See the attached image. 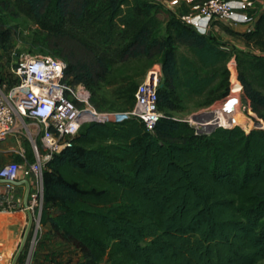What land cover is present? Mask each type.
I'll use <instances>...</instances> for the list:
<instances>
[{"label": "trees", "instance_id": "1", "mask_svg": "<svg viewBox=\"0 0 264 264\" xmlns=\"http://www.w3.org/2000/svg\"><path fill=\"white\" fill-rule=\"evenodd\" d=\"M8 9L54 41L47 47L66 63L65 80L89 92L112 82L116 64L160 66L163 114L152 131L136 118L91 123L46 165L41 223L54 237L78 251L82 264L264 261V11L253 30L225 29L248 49L241 50L199 34L175 13L160 20L163 7L152 0H13ZM8 39L0 28V50ZM62 40L90 59L64 53ZM234 78L245 118L200 134L170 114L183 96L202 106L231 103ZM137 86L122 88L129 110ZM52 207L56 215L48 214Z\"/></svg>", "mask_w": 264, "mask_h": 264}, {"label": "built area", "instance_id": "2", "mask_svg": "<svg viewBox=\"0 0 264 264\" xmlns=\"http://www.w3.org/2000/svg\"><path fill=\"white\" fill-rule=\"evenodd\" d=\"M260 5V6H259ZM264 11V0H199L187 13L174 12L178 19L201 35H209L217 24L254 26ZM250 31V29L248 30ZM258 54V52H256ZM227 69L235 77L236 62L231 58ZM66 63L51 56L34 57L29 54L14 56L10 64L12 82L7 87L0 84V143L16 131L28 140L33 161L8 163L0 167L3 195L0 212L23 211L29 215L28 229L23 239L28 249L21 251L16 264H32V249L41 237L43 203L42 174L46 165L70 146L81 128L91 123H116L128 118L141 120L152 131L162 113L157 106L160 69H149L134 93V105L129 111L102 112L91 100L90 92L81 84L65 80ZM242 85L234 78L230 93L234 104L224 112L225 120L240 117L245 108L240 102ZM236 104V106H234ZM202 116V115H201ZM192 127L200 134H209L197 121ZM214 130V129H213ZM211 132V131H210ZM32 177L35 189L28 195L26 205L15 193L19 177ZM40 232V236H39ZM23 249V248H22Z\"/></svg>", "mask_w": 264, "mask_h": 264}, {"label": "rangeland", "instance_id": "3", "mask_svg": "<svg viewBox=\"0 0 264 264\" xmlns=\"http://www.w3.org/2000/svg\"><path fill=\"white\" fill-rule=\"evenodd\" d=\"M4 3H8L7 9H4ZM12 4L13 0H0V28L6 30L9 34L7 44L0 50V84L4 83L7 87L12 82L13 75L10 71V64L14 56L29 54L38 58L45 56L61 58L49 48V45L54 41L46 39V36L40 32L34 21L23 15L14 17V12L16 11L11 12L8 9H11ZM162 34H165L164 25ZM216 35L221 43L231 48H244L241 47L242 44L237 39H222L218 34ZM60 43L64 47V53L75 54L74 57L76 59H90V54L85 53L77 44L68 40H62ZM47 44H49L48 47ZM51 46L53 47V45ZM178 53L185 54L186 49L180 47ZM152 68H160L157 61L140 60L126 64H116L110 75V81L112 82L110 84H100L90 90L92 102L102 112L121 113L128 111V100L123 94L122 88L131 81H135L138 85L143 81L147 71ZM143 72L144 74L142 75ZM234 101L233 97V101L229 104L202 106L200 105V98L192 97L187 99V97L183 96L181 108L178 111L170 112V114L176 119L188 122L191 126H194L193 122L196 121L195 119L200 118L208 121L215 129L224 121V112L229 106L234 104ZM240 117L245 118V113ZM203 131L210 133L206 129ZM25 141L27 140L25 139ZM17 230L14 227V222L4 215L0 216V264H13L15 257L20 251L16 260L18 262L22 254L21 251L28 249V244L26 243L22 247L23 236L19 235ZM21 247L23 249L20 250ZM32 251V264H82L84 261L80 253L72 246L62 243L60 239L54 238V236L46 238L43 227L41 228L40 241L33 246ZM100 264L107 263L103 260ZM257 264H264V261Z\"/></svg>", "mask_w": 264, "mask_h": 264}, {"label": "crops", "instance_id": "4", "mask_svg": "<svg viewBox=\"0 0 264 264\" xmlns=\"http://www.w3.org/2000/svg\"><path fill=\"white\" fill-rule=\"evenodd\" d=\"M163 7V12L158 14V18L162 21H166L169 18L170 12L174 13H187L191 10L192 6L197 3L199 0H152ZM257 3L260 0H256ZM260 6V5H259ZM225 29H232L235 32L243 33L254 29V26L246 25V24H239V25H222L217 24L213 26L210 30V35L214 36L218 41V34L222 39L229 38L232 39L233 37L230 36ZM235 39V38H233ZM238 40V39H237ZM244 47L243 43L238 40ZM241 50H248L247 48H240ZM160 69V68H159ZM18 129V127H17ZM16 129L15 133L6 141L0 143V167L4 164L8 163H21L23 160L28 162L33 161V154L31 151L30 143L25 141L24 137L18 132ZM36 181L32 177H23L19 175L16 183H15V193L17 198H19L23 204L26 205V200L28 195L35 189ZM3 195V184L0 180V198ZM48 214L56 215L58 210L54 207L49 208L47 210ZM4 215L6 218H9L10 221L14 222V227L18 229L19 235L23 236V239L26 235V231L28 229L29 223V215L23 211H16L11 213L0 212V216ZM45 230L46 238L53 237V234L50 232V227L48 223L44 224L43 226ZM55 238V237H54ZM64 243V242H62ZM65 244V243H64Z\"/></svg>", "mask_w": 264, "mask_h": 264}, {"label": "bare ground", "instance_id": "5", "mask_svg": "<svg viewBox=\"0 0 264 264\" xmlns=\"http://www.w3.org/2000/svg\"><path fill=\"white\" fill-rule=\"evenodd\" d=\"M195 120L199 123V125L202 126L203 130L206 129V131L208 132L213 131V125H211L208 121L200 119V118H197Z\"/></svg>", "mask_w": 264, "mask_h": 264}, {"label": "water", "instance_id": "6", "mask_svg": "<svg viewBox=\"0 0 264 264\" xmlns=\"http://www.w3.org/2000/svg\"><path fill=\"white\" fill-rule=\"evenodd\" d=\"M212 132V131H211ZM60 153H56L55 156H58ZM2 182V181H1ZM22 249V247L20 248V250ZM20 251L18 252L17 256L19 255ZM17 256L14 259L13 264H15L16 260H17Z\"/></svg>", "mask_w": 264, "mask_h": 264}]
</instances>
